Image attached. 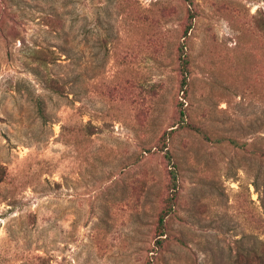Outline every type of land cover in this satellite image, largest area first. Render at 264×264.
Returning <instances> with one entry per match:
<instances>
[{"label": "rangeland", "instance_id": "1", "mask_svg": "<svg viewBox=\"0 0 264 264\" xmlns=\"http://www.w3.org/2000/svg\"><path fill=\"white\" fill-rule=\"evenodd\" d=\"M260 255L264 0H0V264Z\"/></svg>", "mask_w": 264, "mask_h": 264}, {"label": "trees", "instance_id": "2", "mask_svg": "<svg viewBox=\"0 0 264 264\" xmlns=\"http://www.w3.org/2000/svg\"><path fill=\"white\" fill-rule=\"evenodd\" d=\"M189 57L188 54L186 52V48L185 45H181L180 48V55H179V66H180V73H181V85L183 87V90L186 91V87L188 85V76H189ZM182 104V102H181ZM180 115L182 117V120L184 119V110L181 109L180 110ZM184 123V122H183ZM187 126L191 129H195L196 127L193 126L190 123H187ZM166 157L171 160V154L170 152L167 150L166 151ZM170 175V182H169V194L168 197L166 198V204L163 207L160 216H159V223H158V229L162 232L159 235H163L164 233V227H165V222H166V217L168 216V214L170 213V211L173 209L174 203H175V199L177 196V186H178V171L176 169L175 166H173V168L170 169L169 172ZM260 259L262 261H264V255H260Z\"/></svg>", "mask_w": 264, "mask_h": 264}]
</instances>
